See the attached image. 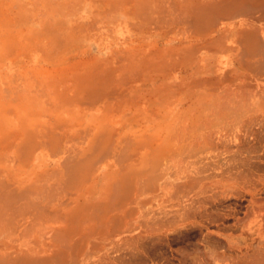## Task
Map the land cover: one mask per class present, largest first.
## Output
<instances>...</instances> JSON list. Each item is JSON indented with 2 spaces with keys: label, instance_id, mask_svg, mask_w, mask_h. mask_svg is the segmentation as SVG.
Masks as SVG:
<instances>
[{
  "label": "rangeland",
  "instance_id": "obj_1",
  "mask_svg": "<svg viewBox=\"0 0 264 264\" xmlns=\"http://www.w3.org/2000/svg\"><path fill=\"white\" fill-rule=\"evenodd\" d=\"M160 2L0 0V146L3 144L4 148L0 149V179L7 178L15 184L25 182L21 187L18 184L16 191L26 189V183L42 184L56 198L54 203L67 207L72 203L73 193L72 186L67 184L83 169H93L98 164H106L100 186L113 185L119 180L117 185L129 189L131 179L135 182L139 178L145 180L140 181L141 186L158 189L166 187L165 182L169 184L183 176L208 181L210 190L214 189L210 182L230 175L235 160L264 161L262 132H255L253 138L254 130L245 124V118L237 132L232 116L229 117L232 112L223 119L226 116L222 111L226 110L225 115L232 111L226 109L230 102L221 111L226 104L220 106L217 93L204 94L188 85V73L179 72L175 62L166 63L162 70L165 76L157 78L156 56L175 60L180 54L172 48L186 44L184 40L189 33L183 25V15L181 18L174 14L169 2ZM107 77L110 81L119 78L126 83L111 85L119 88L116 93L121 92L124 99L119 94L107 93L100 100L90 97L83 102L85 106L74 105L75 97L88 98L86 91L92 81L109 82ZM106 82L100 87H111ZM110 95L121 99L115 102L109 99ZM90 128L91 134L100 139L94 150V145H87L82 138L72 142L63 138L66 133ZM117 134L119 137H115ZM15 135L19 139L14 140ZM62 138L69 142H63ZM39 142H44L42 161L30 160L31 150L18 156L16 143L33 146ZM10 143L13 145L6 151ZM68 149L77 152L76 157L65 152ZM121 153L125 158L122 159ZM8 154L17 159L3 160ZM67 155L75 159L91 156L93 160L68 161ZM122 177L130 182L123 181L125 185H121L125 180ZM175 185L177 181L171 186ZM37 197L35 201L42 202ZM35 214L30 215L32 219L18 221L16 226L8 225L5 229L12 227L8 232L3 228L0 237L14 234L12 237L19 238L18 234L25 233L26 227L30 231L27 223L31 227L35 225L25 237H36L39 219L34 218Z\"/></svg>",
  "mask_w": 264,
  "mask_h": 264
},
{
  "label": "bare ground",
  "instance_id": "obj_2",
  "mask_svg": "<svg viewBox=\"0 0 264 264\" xmlns=\"http://www.w3.org/2000/svg\"><path fill=\"white\" fill-rule=\"evenodd\" d=\"M166 2H169L174 14L183 15V18L180 17L189 33L184 40L186 44L179 48L177 46V49L172 48V51L180 54L175 60L172 61L167 56H156L154 62L159 70L157 78L165 76V71L162 70H165L166 63L175 62V68L179 67V72L188 73V85L199 88L204 94L217 93L222 102L220 106L226 104L221 111L230 102L226 109L232 111H228L227 115L226 110L222 111L226 118L223 115L216 116L224 117L223 119L232 116L231 122L234 121L237 132L240 125L246 122L249 129L254 130L251 132L252 137L256 136L255 132H262L264 136V0H165ZM110 78H105L109 82L90 79L92 86L86 91L88 98H72L74 105L85 106L87 104L83 102L90 97L100 100L107 93L121 96V92L116 93L119 88L112 86L125 82L119 78L110 81ZM103 82L112 86L104 89V86L100 87ZM121 97L110 95L109 99L118 102ZM244 118L245 122H241ZM93 129L90 128L86 133L69 132L63 138L70 142L82 138L87 145H94V150L100 139L91 134ZM246 134H249V130ZM17 136L15 135L14 140ZM63 138V142H69ZM259 139L257 138L258 141ZM11 143L5 145L6 151L13 145ZM16 144L18 156L21 152L31 150L30 160L42 161L40 158L44 142L33 146ZM2 145L1 150L4 149ZM69 149L65 152L71 154ZM72 154L76 157L77 152L73 151ZM73 155L66 156L68 161L73 158L77 162L93 160L91 156L83 155L82 158L75 159ZM124 156L121 153L122 159ZM13 159H17L16 156L8 154L3 160ZM68 161L65 160V163ZM231 167L230 175L209 183L214 187L210 190L207 188L208 181L183 176L176 177L175 180L169 179L173 182H165L166 187L161 184L162 187L158 189H150L151 185L146 187L144 183L142 184L145 186L142 187L140 181L145 180L137 177L135 182L131 179L135 184L132 188L130 183L129 189H124L125 187L117 185L119 180L113 182V185L100 186V180L105 177L106 164H98L93 169L89 168L90 170L82 168V173L67 184L72 186L69 187L70 191L73 190L70 193L73 203L71 207L70 202L67 207L54 203L56 198L42 184L26 183L27 187L23 191L18 188L20 192L15 189L19 185H25V182L20 181L18 185L13 180L1 177L0 231L4 228L8 232L12 228L5 229L8 225L16 226L18 221L32 219V213H36L34 218L39 219V223H36V237L30 236L35 225L32 224L31 227L30 223H27L30 231L23 227L25 233H19V238L12 237L14 234L11 237H5L6 234L0 237V264H264V161L235 160ZM120 179H127L122 180L121 185L123 181L125 184L130 182L128 178ZM175 181L177 186H171ZM168 185L174 189H167ZM31 194L33 196L30 197ZM35 196L42 202H36ZM27 232L30 237H25ZM10 233L12 231L7 234Z\"/></svg>",
  "mask_w": 264,
  "mask_h": 264
}]
</instances>
